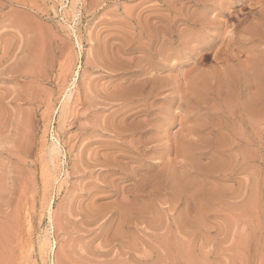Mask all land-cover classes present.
Here are the masks:
<instances>
[{"label": "rangeland", "instance_id": "obj_1", "mask_svg": "<svg viewBox=\"0 0 264 264\" xmlns=\"http://www.w3.org/2000/svg\"><path fill=\"white\" fill-rule=\"evenodd\" d=\"M0 264H264V0H0Z\"/></svg>", "mask_w": 264, "mask_h": 264}, {"label": "bare ground", "instance_id": "obj_2", "mask_svg": "<svg viewBox=\"0 0 264 264\" xmlns=\"http://www.w3.org/2000/svg\"><path fill=\"white\" fill-rule=\"evenodd\" d=\"M56 145H57V144H56ZM51 147H52V149H51V150H52V152H53V153H55V154H56V153L59 151V150L57 151V147H56L55 145H53V146L51 145ZM49 206H50V205H49ZM45 239H46V238H45ZM43 242H44V241H43ZM47 242H48V241H47ZM49 245H50V244H49ZM51 246H53V245H50V248L52 249V247H51ZM50 248H48V249H50ZM178 251H179V250H178Z\"/></svg>", "mask_w": 264, "mask_h": 264}]
</instances>
